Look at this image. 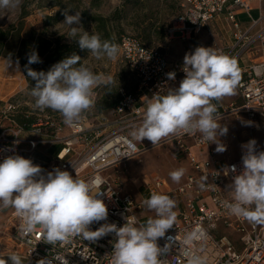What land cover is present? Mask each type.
Wrapping results in <instances>:
<instances>
[{
	"label": "built area",
	"instance_id": "built-area-1",
	"mask_svg": "<svg viewBox=\"0 0 264 264\" xmlns=\"http://www.w3.org/2000/svg\"><path fill=\"white\" fill-rule=\"evenodd\" d=\"M183 1V12L168 27L170 37L179 33L180 38L191 39L228 9L226 19L233 26V41L213 49L237 60L241 79L236 88L237 100L218 110L217 117L220 120L231 115H245L251 134L254 130L264 132V26L257 28L264 15L259 19L250 15V27L243 29L236 12L244 10L249 13L252 9L250 0ZM118 46L138 79L134 92L121 90L122 98L114 108V129L104 133L103 124L89 127L86 118L69 127L52 114L36 116L37 120L26 127L17 119L19 114L25 113L21 101L9 98L0 104V161L20 155L39 165L45 176L59 168L86 181L99 178L101 186L94 191H101L98 198L106 204L108 217L106 221L90 225L92 231L104 223H115L121 227L126 218L134 219L137 226L145 224V219L155 218V214L148 215L143 203L153 192L177 199L180 207L174 226L157 241L161 248L166 244L170 246L160 256L161 260L167 261L166 264H188L191 256L204 257L207 264H264V222L238 217L225 207L226 201L232 202L229 186L233 177L243 171L242 156L246 149L242 145L253 140L252 135L240 143L237 159L221 155L214 143L202 140L200 133L163 139L158 144L172 143L179 154L187 157L193 169L175 188L169 187L160 176L153 175L143 177L138 186L134 183L136 191H133L127 188L120 176L108 174L154 146L137 144L128 131L142 123L146 101L158 92L164 95L168 88H178L185 77L184 61H170L163 51L146 46L132 34L122 35ZM172 72L175 79L170 80L168 73ZM216 106L219 109L220 106ZM26 114L34 115L31 111H26ZM54 144L61 148L48 166L44 167L33 159L39 146ZM261 151H264V133L260 147L256 144L257 154ZM232 166L236 168L235 173L231 171ZM204 177L207 179H202ZM200 183H204L203 188ZM12 217L17 224L11 228L10 240L20 248L16 253L28 264H38L41 259H49L52 264H63L64 259L68 264L110 262L108 255L113 251L115 233L96 241L74 237L69 243L50 245L43 240L39 229L26 236L21 235V220L15 210ZM222 227L239 237L221 233Z\"/></svg>",
	"mask_w": 264,
	"mask_h": 264
},
{
	"label": "clouds",
	"instance_id": "clouds-1",
	"mask_svg": "<svg viewBox=\"0 0 264 264\" xmlns=\"http://www.w3.org/2000/svg\"><path fill=\"white\" fill-rule=\"evenodd\" d=\"M21 0H0V9L14 10ZM65 9L63 24L69 26L68 38L75 39L81 50H88L96 59L115 61L119 46L109 40H102L98 34H89L80 23V13L69 14ZM81 57L75 53L56 63L46 73L37 72L28 65L41 63L38 54L32 52L26 65L27 76L35 81L31 95L35 107L59 112L64 123L75 126L82 113L95 104L94 89L113 82V77L96 74L89 67L79 64ZM11 60L8 59V67ZM79 64V67L76 65ZM185 77L178 88H168L167 93L154 94L148 100L143 121L131 135L138 141L145 138L154 146L173 135L201 134L204 141L216 143V151H226L218 136L225 135L227 127L218 122V109L212 101L235 94L241 79L240 68L234 57L222 54L212 47H196L184 56ZM170 80L175 73H168ZM246 149L242 156L243 171L234 175L229 186L232 202H225L229 212L253 222H264V151L257 154L256 141L242 145ZM184 168L169 173L174 182H180ZM233 173L235 166L231 167ZM227 170L225 175H227ZM204 180L207 177L202 178ZM101 180L86 181L66 170L53 169L42 175V169L31 159L20 155L6 157L0 162V209L12 208L20 218L19 232L26 236L39 229L44 241L50 245L66 244L74 237L96 241L109 233H115L113 251L109 264H166L160 256L169 250L157 244L176 221V202L170 196L153 192L144 200L147 209L155 212L145 224L127 219L117 227L115 223H104L97 230H90L94 222L106 221L108 208L98 198ZM204 187V183H200ZM171 239V238H170ZM191 239V237H189ZM0 264H23L22 257L9 253ZM38 264H52L41 259ZM63 264H68L64 259ZM188 264H207L206 258L191 256Z\"/></svg>",
	"mask_w": 264,
	"mask_h": 264
},
{
	"label": "rangeland",
	"instance_id": "rangeland-1",
	"mask_svg": "<svg viewBox=\"0 0 264 264\" xmlns=\"http://www.w3.org/2000/svg\"><path fill=\"white\" fill-rule=\"evenodd\" d=\"M60 1L62 5H65L64 7L59 4ZM92 1L93 0H71V2H69V0H21L20 6L14 10L0 9V28L6 29L12 26L16 29L21 20L23 28L25 27V37H35L36 32L33 31L41 25V38H48L53 43L60 35H65V41H72L73 39L68 38V33L70 31L69 26L63 24L65 17L53 25L49 24L45 19L46 15H55L58 11L61 10L64 12V10L68 8L71 10L69 14L74 15L75 12L80 13V23L74 26L82 27L81 34L83 31H87L89 34L99 35V31L96 30V23L92 20H85L82 18L81 12L87 9L91 14H100L105 17H111L116 14L114 20L109 22V30H111L114 35L111 42L118 45L122 35H138L141 28L145 27L147 23L152 20L159 27L161 37L153 35V40L147 42L146 45L148 47L160 49L170 61H184L185 54L193 52L196 47L203 46L213 48L225 43L229 39V34L224 28H227V23L225 20L223 21L220 19L210 22L199 35L197 34L191 39L184 40L179 37V33H177L175 37H170L166 31L173 20H176L183 12V0H94V6ZM22 15L26 16L23 17ZM16 36L17 34L15 37ZM37 41L36 45H34V41H31L29 47H26V42L24 48L25 51L26 48H28L31 52H36L41 60V50L45 45V41L42 39H38ZM81 64L89 67L96 74L110 75L113 77V82L111 84H102L94 89L95 104L92 108L82 113L80 118H86L89 127L103 124L102 130L104 133L109 132L114 129V126H112L114 110L112 111V109L106 108L105 111L100 112V110L97 109V105H104L106 101H111L114 98L120 99L122 89L125 91H133L137 85V74L122 56L120 51L118 59L115 61L109 60L107 57L96 59L89 53L82 59ZM76 66L79 67V64ZM43 72L46 73L47 71L43 70ZM9 76L11 79L15 80L13 81L14 86L10 94H13V96L18 95L23 109H27L33 112L35 116L39 117L52 114L55 115L57 119L64 122L59 112L52 109L40 110L35 107V98L31 95V90L35 85V81L28 77L27 73L23 74L21 78H19V76L16 78V76H12V74ZM23 87H25L23 90H19ZM237 98L238 93L235 91L234 95L225 96L219 101L214 100V103L219 105L220 107L218 110H221L223 107L229 106L232 102L237 100ZM218 122H220L222 127H227L228 129L225 135L217 137L219 142L226 146V151L221 154L226 158L237 159L239 156L240 143L250 135L253 136L257 146L260 147L261 137L264 132L254 130L251 134L249 123L245 115H231L227 118L218 120ZM139 126L140 125H135V127L128 131V134L132 137L131 133ZM135 141L137 144H140V141ZM143 141L146 145H153L146 138ZM214 147H217L216 143H214ZM179 168H184L186 171L180 182L177 183L171 179L169 173ZM192 170L187 157L185 155H179L177 148H175L172 143H165L151 147L144 153L121 164L117 170L113 169L109 171L108 174L120 176L128 189L136 191V185L138 186L141 184L143 177H151L153 175L160 176L171 188L178 187L184 182L187 175ZM134 183H136V185ZM175 202L176 207L174 211L177 215L180 206L177 199H175ZM12 211H14L12 208H6L0 211L1 259H7L9 253H16V250L20 249L10 240L11 228L14 224H17V221L12 217ZM146 212L148 215L152 216L155 214L154 211L149 209H147ZM146 222L147 219L144 220V223ZM220 232L234 238L239 237L232 230L224 227H222V229L220 228ZM236 246L239 245L236 244ZM22 261L23 264H28L23 259Z\"/></svg>",
	"mask_w": 264,
	"mask_h": 264
},
{
	"label": "crops",
	"instance_id": "crops-1",
	"mask_svg": "<svg viewBox=\"0 0 264 264\" xmlns=\"http://www.w3.org/2000/svg\"><path fill=\"white\" fill-rule=\"evenodd\" d=\"M250 1H251L252 9L249 13L245 12L244 10L243 11L238 10L236 12V17H237L238 21L241 22L243 29H248L250 27L251 17L259 19V17L261 15H264V0H250ZM227 10L228 9L226 8L224 10V12L219 17H217L215 19V20L220 19L223 21L225 20V22L227 23V28L226 27H224V28H225L226 32L229 34V37H228L229 39L221 45L231 43L233 41V36H234L233 26L230 23V21H228L226 19V15L228 12ZM250 15H251V17H250ZM216 22H218V21H216ZM22 24L23 23L20 20L16 29L13 31L11 37L9 38L7 43L5 44L2 56H0V104L2 101L13 97V94H10V91H11L12 87L14 86L13 81H15V80L11 79L9 75L12 74V76H16V78L18 76H19V78H21L23 74L27 73V69L25 66L28 65V56L32 52L30 50H28V48H26V51H27V53H26L25 48H24L25 43L27 42L26 47H29L30 46L29 43H31V41H34V45H36V42H38L37 41L38 39L39 40L42 39L45 41V45L43 46V48L41 50V53H42L41 60L43 59L44 55L47 53V51L53 45L52 41L49 40L48 38H45V37L41 38V36H40L41 25L39 28L37 27V29L35 31H33V32H36L35 37H33V36L25 37V34H24L25 27L23 28ZM263 26H264V20L260 23V25L257 28L263 27ZM16 34H17V36L15 37ZM32 37H33V39H32ZM23 50H24V52H23ZM8 59L11 60V64L9 67H8ZM41 63H34L31 65H28V67L32 68L33 70H35L37 72H40V71H42L41 70V65H42ZM24 88L25 87H23L22 89H19V90H23ZM147 102L148 101H146V103H145V108L147 106ZM113 110L114 109H112V111ZM144 144H145L144 141H141L139 145H144ZM60 148H61V146L58 144L41 145L38 147V149H36V151L33 155V159L36 162L43 164L44 167H46L55 159ZM179 155H181V154H179ZM12 213H13V211H12Z\"/></svg>",
	"mask_w": 264,
	"mask_h": 264
},
{
	"label": "trees",
	"instance_id": "trees-1",
	"mask_svg": "<svg viewBox=\"0 0 264 264\" xmlns=\"http://www.w3.org/2000/svg\"><path fill=\"white\" fill-rule=\"evenodd\" d=\"M71 2V0H69ZM94 0L92 1V4L94 6ZM61 6L62 5L61 1L59 2ZM82 18L85 20H92L93 22L96 23V30L99 31V36L101 37L102 40H109L112 41L114 38L113 32L109 30V22L114 20L116 17V14L111 16V17H105L100 14H91L87 9H84L82 12ZM23 17L26 15H22ZM64 18L63 11H58L55 15H46L45 19L49 24H56L58 23L61 19ZM15 28L8 27V28H0V56L3 54V49L5 47V44L11 37L13 31ZM167 32V31H166ZM91 35V34H90ZM138 39H140L145 45L147 42H151L153 40V35L157 37H161V33L159 31V27L156 25L154 21H149L147 25L138 32V35L132 34ZM122 37V36H121ZM147 46V45H146ZM79 55L81 57V60L79 64H81L82 59L86 57L90 52L88 50H81L79 48L78 43L73 39L72 41H65V35H60L58 38L55 39L53 42V45L51 48L47 51V53L44 55L42 59V65H41V70H46L49 71L50 68L55 65L56 63L62 61L66 57L71 56L72 54ZM136 90V87L133 91L129 92H134ZM13 99H18V95L13 96ZM122 95L120 99L114 98L111 101H106L104 105H97V109L100 110V112H103L107 109H114L116 108L115 106L119 103L121 100ZM25 113H21L18 115V121L21 124H24L26 127L30 126L31 123L35 122L37 120V117L35 115H27L25 110Z\"/></svg>",
	"mask_w": 264,
	"mask_h": 264
},
{
	"label": "bare ground",
	"instance_id": "bare-ground-1",
	"mask_svg": "<svg viewBox=\"0 0 264 264\" xmlns=\"http://www.w3.org/2000/svg\"><path fill=\"white\" fill-rule=\"evenodd\" d=\"M19 85V84H18ZM16 87V86H15Z\"/></svg>",
	"mask_w": 264,
	"mask_h": 264
}]
</instances>
